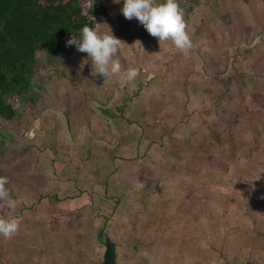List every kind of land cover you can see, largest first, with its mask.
Masks as SVG:
<instances>
[{
  "label": "rangeland",
  "instance_id": "1",
  "mask_svg": "<svg viewBox=\"0 0 264 264\" xmlns=\"http://www.w3.org/2000/svg\"><path fill=\"white\" fill-rule=\"evenodd\" d=\"M102 1L98 31L138 75L40 53L20 124L0 129L20 201L0 200L19 221L0 264H101L104 237L117 264H264V0H177L183 50Z\"/></svg>",
  "mask_w": 264,
  "mask_h": 264
},
{
  "label": "trees",
  "instance_id": "2",
  "mask_svg": "<svg viewBox=\"0 0 264 264\" xmlns=\"http://www.w3.org/2000/svg\"><path fill=\"white\" fill-rule=\"evenodd\" d=\"M109 19L102 0H0V127L20 124L12 101L29 96L40 53L67 52L71 34Z\"/></svg>",
  "mask_w": 264,
  "mask_h": 264
},
{
  "label": "clouds",
  "instance_id": "3",
  "mask_svg": "<svg viewBox=\"0 0 264 264\" xmlns=\"http://www.w3.org/2000/svg\"><path fill=\"white\" fill-rule=\"evenodd\" d=\"M121 3V0H114ZM121 14L127 20L135 18L149 35L157 38L158 43L170 40L174 47L179 50L191 47L189 36L185 28L182 10L177 0H122ZM97 27L84 25L78 35H72L66 41V45L75 46L77 51L86 53V59H90L96 73L103 77L117 75L121 81H131L137 75V69L130 68L122 70L118 53L121 48L128 46L116 38L110 27L107 32L98 31ZM134 43H138L134 42ZM140 45V44H139ZM7 179L0 177V200H8L11 207H15L19 200L9 199L8 189L5 187ZM17 219L0 218V235L11 236L18 230Z\"/></svg>",
  "mask_w": 264,
  "mask_h": 264
},
{
  "label": "water",
  "instance_id": "4",
  "mask_svg": "<svg viewBox=\"0 0 264 264\" xmlns=\"http://www.w3.org/2000/svg\"><path fill=\"white\" fill-rule=\"evenodd\" d=\"M100 236H102V233H100ZM103 245L105 250L101 264H117L115 244L108 237H104Z\"/></svg>",
  "mask_w": 264,
  "mask_h": 264
}]
</instances>
